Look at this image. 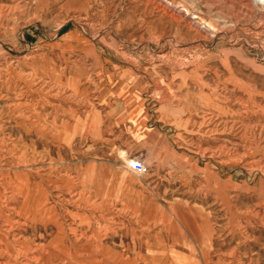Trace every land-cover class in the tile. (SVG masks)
<instances>
[{
	"label": "rangeland",
	"instance_id": "rangeland-1",
	"mask_svg": "<svg viewBox=\"0 0 264 264\" xmlns=\"http://www.w3.org/2000/svg\"><path fill=\"white\" fill-rule=\"evenodd\" d=\"M108 92L128 104L108 105ZM7 174H31L48 208L32 201L13 232L31 222L37 234L50 220L46 232L64 231L70 249L92 236L98 250L127 251L136 235L152 255L170 225L192 254L177 264H264V0H0ZM12 179L0 192L30 186ZM137 193L144 212L127 209ZM9 197L0 201L16 207ZM13 232L8 242H31ZM31 243L15 245L29 258L2 252L0 264L48 258Z\"/></svg>",
	"mask_w": 264,
	"mask_h": 264
},
{
	"label": "crops",
	"instance_id": "crops-1",
	"mask_svg": "<svg viewBox=\"0 0 264 264\" xmlns=\"http://www.w3.org/2000/svg\"><path fill=\"white\" fill-rule=\"evenodd\" d=\"M123 101L127 103L126 100L123 99L122 96H118L116 98L110 97V93L108 92V105L109 104H114L115 107L120 108L123 106ZM128 104V103H127ZM115 109V108H114ZM123 155V154H122ZM124 156V155H123ZM22 175V176H21ZM18 176V177H17ZM12 179V178H18L21 180L22 178H26L28 180V183L30 184V188L32 191H34V196L36 199H40L39 195L41 194L38 193V187H36V183L31 182V174H7L3 175L0 177V179H5V178ZM1 183V181H0ZM3 183V182H2ZM1 188V187H0ZM1 190V189H0ZM39 194V195H38ZM140 195V196H139ZM143 195L137 193L136 197L132 199V202L130 203V206L127 207L128 210L130 211H143L145 208V203L143 202ZM42 201V200H40ZM21 202V198L18 197L16 199V203L14 205L16 207H19ZM150 203V202H148ZM43 207L48 210L47 205L44 204V201H42ZM149 209L154 210L156 207L151 206ZM150 210L148 213H151ZM152 217L151 219H145V216L143 218V221L147 223L149 226L155 224L158 219L156 212L151 214ZM148 214V217L151 216ZM53 222V221H51ZM28 223V222H27ZM54 223V222H53ZM58 223V222H57ZM50 224V220L47 221V225L45 227H42L38 225L37 227H40V230H38L37 234H34L33 231H35L37 228H32V223H28V225L22 227L21 230L17 229L13 232L14 233H21L23 234L24 237L31 238V242H36V243H42L46 247V250L48 251V258L41 260L39 263H31V264H48L51 261H54L58 258V256H61V258L57 259L56 264H177L174 256L177 257V255L181 256L183 254L190 255L189 253L186 254L184 253L185 251H181L178 248V245L181 243H186V235L183 234V230H177L173 226L166 225L163 232L161 230L157 231L154 235V243L152 246L153 254H144L140 252V245L139 243V237L136 235H133L132 240L129 243H126V248L127 251L125 250H118L116 248H110L107 246H101L100 249L98 250L97 244L92 243L93 237L91 236L90 238H85V242L82 243V246H75V243H80L81 241H75L73 244L72 249L67 245V239L68 236H64V231L61 230V236L59 235L60 239L58 236H56L58 230L56 229V233L52 234L47 231V226ZM2 225V222L0 221V226ZM57 228V227H56ZM46 232V233H45ZM45 234V235H44ZM163 235H166V237L169 238L170 243L169 245L172 244V248H169V251H166L165 253H169L170 255H173L172 257H166L162 256V248L161 246L165 241L163 239ZM192 236L191 234H188ZM90 237V236H89ZM79 238V236H78ZM81 238V237H80ZM32 239L34 241H32ZM77 239V237H76ZM104 238L101 240V244L103 243ZM9 240H12V237H9ZM91 241V242H90ZM31 242L28 243H20L22 245H27ZM60 242V243H59ZM107 243V241H104ZM137 243L135 247H131L132 244ZM31 243V244H32ZM162 243V244H161ZM18 243H16L17 245ZM19 245V244H18ZM63 246V247H60ZM83 251H82V250ZM192 255V254H191ZM190 255V256H191ZM51 257H55L54 259H50ZM182 257V256H181ZM173 258V259H172ZM201 258H203V254H201ZM172 259V260H171ZM69 261V262H68ZM175 261V262H174Z\"/></svg>",
	"mask_w": 264,
	"mask_h": 264
},
{
	"label": "bare ground",
	"instance_id": "bare-ground-1",
	"mask_svg": "<svg viewBox=\"0 0 264 264\" xmlns=\"http://www.w3.org/2000/svg\"><path fill=\"white\" fill-rule=\"evenodd\" d=\"M157 2V1H156ZM163 10H165L164 7H162ZM193 9V8H192ZM194 10V9H193ZM162 11V10H161ZM196 11V10H195ZM160 12V11H159ZM212 12V11H211ZM216 13H218L217 11H214ZM161 13V12H160ZM215 13V14H216ZM163 15V14H162ZM185 15V14H184ZM209 25H210V22H209ZM218 26V24H217ZM152 85H153V88H154V91L155 92H161L162 90H160V86L156 83V82H152ZM21 154V153H20ZM18 177V176H17ZM13 180V179H12ZM14 181V180H13ZM24 181V180H23ZM8 183V182H6ZM5 183V184H6ZM19 183V182H18ZM23 184H25L23 182ZM28 184V183H27ZM17 185V184H16ZM19 185H21L19 183ZM16 188H10V190L8 192H5V191H2L0 192V195L1 194H9L10 197L9 199L10 200H16V197H20L21 198V202H20V205L19 207H14L12 205H10L9 203H5V202H1L0 201V221H3V222H6V224H9V228L8 230L7 229H0V241L4 242L5 241V247L3 249H0V255H2V252H6V253H12L14 255V259H15V263H16V259L18 258V256L20 255H23L25 257H27V252L24 251V250H21L20 248L16 247V243L19 244V246L21 247L22 244L20 243H24L22 240H24L23 238H21L20 236H13V241L12 243L8 242V234L13 232V230H11L10 228H12V225L13 223L14 224H21L20 222L21 221V218L23 216L24 219H25V222H26V217H27V213L24 214L28 209L29 210H32V201H35V203H40V199H36L35 196H34V191L31 190L30 186L29 185H24V186H15ZM5 190V189H3ZM14 197V198H13ZM5 201V200H4ZM11 202V201H10ZM9 204V205H8ZM35 205V204H33ZM39 205V204H38ZM40 206V205H39ZM42 206V204H41ZM10 209L12 211H14L15 214H17V216H19V218H12L10 219L9 216L7 215L5 209ZM42 208V207H41ZM38 208L36 207L35 210H34V215L33 217L34 218H37V220L40 218V214L44 211V209L42 208ZM34 209V208H33ZM47 210V209H46ZM149 214V213H148ZM44 217V216H43ZM29 220V219H28ZM36 220V222H37ZM46 222V220H45ZM24 223V222H23ZM47 223V222H46ZM35 224V223H34ZM41 224V223H40ZM57 224V223H56ZM43 227V226H42ZM4 230V231H3ZM17 244V245H18ZM23 246V245H22ZM29 258V257H27ZM69 262V261H68ZM7 264H9V262H7Z\"/></svg>",
	"mask_w": 264,
	"mask_h": 264
},
{
	"label": "built area",
	"instance_id": "built-area-1",
	"mask_svg": "<svg viewBox=\"0 0 264 264\" xmlns=\"http://www.w3.org/2000/svg\"><path fill=\"white\" fill-rule=\"evenodd\" d=\"M130 168H131L132 171H134L136 173H142V172H144V165L139 160H133V161H131Z\"/></svg>",
	"mask_w": 264,
	"mask_h": 264
}]
</instances>
